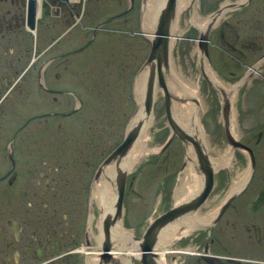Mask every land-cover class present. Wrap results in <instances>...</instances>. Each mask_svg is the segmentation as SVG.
I'll use <instances>...</instances> for the list:
<instances>
[{
	"label": "flooded vegetation",
	"instance_id": "obj_1",
	"mask_svg": "<svg viewBox=\"0 0 264 264\" xmlns=\"http://www.w3.org/2000/svg\"><path fill=\"white\" fill-rule=\"evenodd\" d=\"M153 3L0 0V264H87L97 250V232L76 205L73 182L54 161L56 151L61 155L55 159L69 156L54 136L65 127L72 133L75 113L85 103L87 77L77 67L92 36L98 31L138 36L150 49L143 32L151 26ZM232 5L214 28H204L209 29L203 40L206 61L217 79L242 84L237 96L248 80L260 83L257 92L264 94V0H232ZM244 102L239 108L250 115ZM262 118L263 130L264 113ZM261 138L264 131L255 141ZM242 145L253 159L248 183L232 195L227 188L209 223L187 234V242L178 239L176 253L162 256L164 264H264L263 157ZM251 157L245 155L248 168ZM97 258L106 264L103 252Z\"/></svg>",
	"mask_w": 264,
	"mask_h": 264
},
{
	"label": "rangeland",
	"instance_id": "obj_2",
	"mask_svg": "<svg viewBox=\"0 0 264 264\" xmlns=\"http://www.w3.org/2000/svg\"><path fill=\"white\" fill-rule=\"evenodd\" d=\"M159 1L157 8L150 13L151 26L143 33L144 37L149 40L150 34L151 37L156 31L160 34V31H164L165 25L168 24L169 31L166 36L168 70L172 66L175 74L177 73L185 80L196 82L198 85L195 94L180 92V88L177 87L179 85L177 79H173L168 74L164 78L167 90L174 99L171 106L173 119L182 130L184 128L175 119V107L194 106L188 123H193V117L198 119L202 138L197 132V134H193V139L198 141L197 143H202V149L208 157L210 167L214 170L213 189L208 200L205 199L199 206L190 205L196 206V212L203 206L200 215L204 216L217 206L223 195L228 194L227 188H229V193L233 194L249 181V165L244 164L247 152L244 149L232 148L225 139L221 112L222 100L225 99L230 106L228 129L231 136L239 143L248 146L255 156H262L261 165H263L264 141L262 138L260 140L262 142L255 140L258 132L264 131L258 124L263 119L264 94L257 92L260 83L255 86L254 81L248 80L243 86L242 99L237 96L242 84H233L227 78L224 81L218 78L221 80L219 81L208 66L205 57L206 51L201 49L199 45L203 40L200 35L198 38V33L201 32V36H203L204 32L209 31V29L206 30L207 26L211 28L213 27L211 25L217 23L218 20L224 19L233 7V5L230 6L232 0H193L194 5L191 8H189L191 0H173L169 10H167V0ZM153 2L156 3L155 0ZM161 3L162 5H160ZM167 13L170 14L172 21L168 18L170 16H167ZM161 18L167 19V21L163 22L164 20ZM203 20H207V23ZM197 21L202 23L195 25ZM153 22L154 26H152ZM204 28H206L205 31ZM92 37H94L92 43L85 50V61H79L80 67H77V71L87 77L88 92L84 96L83 108H79L75 113L74 121L71 124L74 126L71 131L72 139L69 141L71 134L67 133L66 127L54 136L59 141L62 139V142L65 143L64 152H68L69 156H59V159L58 157L55 159V156L61 155V151L58 153L56 151L54 161L58 163L59 168L61 167L59 173L67 177L68 180H72L75 188L76 205H82L86 212V220L88 217L87 224L93 233L97 232L94 238L99 239L98 248L90 252L93 263L98 264V254L104 249V243L99 236L101 230L98 223L102 224L106 214H112L105 213L103 205L98 204L95 191L97 184L101 182L105 172L115 164V161L101 167L100 171L97 169L105 157L107 158L118 147L124 135L126 134L128 137L132 126L141 122L144 129L145 123H149L144 135L143 157L120 178L124 185L122 210L114 226L120 223L121 227L131 235L129 238L131 241H137L149 222L154 220L157 215L165 213L172 206L181 204L185 206L193 202L194 196L202 191L200 187L202 188L204 175L199 170L196 157L191 153L192 147L187 144L183 150L182 144L177 138H173L164 150L160 151L169 136L160 89L158 87L154 89L153 104L149 116L143 115L142 104L138 105L136 101L138 76L144 72L147 75V67H143V63L147 58L149 49L143 45V41L138 36L137 38H129L123 37L120 33L111 34L99 31ZM203 48H205V44ZM84 59L82 58V60ZM202 74L205 75L207 81ZM253 97H256L257 101H252ZM238 100H240L239 104H237ZM244 100L248 101L245 107H247L250 115L243 113L242 104L245 105ZM236 107L243 109L237 108L236 113ZM195 112L197 116L194 115ZM136 116L137 118H135ZM132 122L134 125H131ZM184 131L188 134L186 130ZM140 135L141 131L139 130L135 140L139 139ZM221 156L227 159V164L216 169L213 160ZM127 158L129 156L126 155L123 161ZM186 170H190V174L187 172L189 175L193 171V177H197L194 180L195 185H197L195 188L187 189L192 191L189 197L176 203L175 190L184 185L183 180L185 179L183 178L185 177L184 174L186 175ZM242 171L244 172L243 182L238 186L239 188H232L235 174L237 172L243 173ZM120 180L117 181V186L112 187L116 190V194H118V182ZM62 183L61 180V186L64 185ZM188 192L186 191L185 194ZM228 201L224 206L228 205ZM91 203L95 204L90 210L88 207ZM223 207L220 209L221 211H223ZM193 212H185L183 216H189ZM183 222L186 224L182 228L183 231H190L191 228L187 226V223L196 226L200 220L185 218ZM113 227H110V233ZM202 227L194 228V230ZM187 236L181 230L173 236L172 241L176 242L179 238L185 239L184 242H187ZM136 260L138 259L136 258ZM106 261V264H124L118 258L107 259ZM134 262L135 260L131 258V264ZM149 264H152V261Z\"/></svg>",
	"mask_w": 264,
	"mask_h": 264
},
{
	"label": "bare ground",
	"instance_id": "obj_3",
	"mask_svg": "<svg viewBox=\"0 0 264 264\" xmlns=\"http://www.w3.org/2000/svg\"><path fill=\"white\" fill-rule=\"evenodd\" d=\"M155 2L157 4L156 3H153V4H154V8L156 9L158 6V3L160 1L155 0ZM160 5H162V3ZM156 13L158 14V11ZM156 15L154 16V18L156 17ZM167 16H170V14L167 13ZM168 18L171 19V16ZM161 20H164L163 22L167 21V19H163V18H161ZM161 20H160V22H161ZM168 21H170V20H168ZM171 21H172V19H171ZM203 22L207 23V20L206 21L203 20ZM197 23L201 24L202 22L197 21L195 25H197ZM169 70H170V72H169ZM169 70H168L167 74L169 76H172L173 79L178 80L179 85H177V87L180 88V92H189L191 94H195V92L197 91V88H198V85L196 82L185 80L182 78V76H179L177 73L175 74V72H173L172 66L169 67ZM146 76H147L146 72H144V73H141L137 79V91H136V97L135 98H136L138 105L142 104L141 98L143 96V90H144L143 87H144V82H145ZM164 77H165V75H164ZM193 108H194L193 105L175 107V119L180 124V126H182L184 128V130H186L188 132V134L190 136L193 137L194 136L193 134H197V132H198L202 138L198 119L193 117V119H194L193 123L192 124L188 123ZM197 113H198V111H197ZM197 113L195 112L194 115L197 116ZM143 115H145V114L143 113ZM135 118H137V116ZM231 118H232V116H231ZM230 123H231V119H230ZM148 124L149 123H145L146 126L144 127V129L142 128V125H141L139 130L141 131L142 136L140 135L139 139H137V140H135L136 136L132 139V143H131L130 148H128L125 151V153L123 152V155L121 156V159L119 160L120 162L117 164V166L115 167V165H116V162H115V164L111 168L107 169V171L105 172L104 178H103L104 180L102 179L101 182L97 184L96 191H95L97 194V200H98L97 202L99 205H103V209H104L105 213H109V214L114 213V203L116 201L117 194H116V190H114V188H112V187H115V185L117 186L116 183L118 180H120L121 176L123 174L127 173V171H130L132 169V167L134 165H136L137 162H139L141 157H143V155H144V150H143V145L145 144L144 143V139H145L144 135H145ZM131 125H134L133 122ZM133 142H134V144H133ZM198 144H199L202 152L204 153V151L202 149V147H203L202 143L200 142ZM189 147H191V146L189 145ZM191 153L194 154L193 151ZM126 155L129 156V158H127L126 160L123 161V158ZM226 162H227V159L224 156L218 157V158L213 160V164L215 165L214 167L216 169L226 165L227 164ZM211 170H212V168H211ZM117 172L122 173V174H120L121 176L119 177V179L118 178L115 179V174ZM187 172H189V174H190V170L185 171L186 175L184 174L185 177L183 178V179H185V180H183L184 185L177 187V189L175 190L174 197H175L176 203L182 202V201H184V199L189 197V194L192 191H190V189L189 190H187V189L192 188V187L195 188L197 185V184L195 185V182H194V180L197 177H193V171L191 172L192 173L191 175H189ZM203 178H204V176H203ZM243 178H244V172L243 173L237 172L233 178V184H232L233 187L232 188L240 186L241 183L243 182ZM203 183H204V180H203ZM212 186H213V180H212ZM200 189H202V188L200 187ZM186 191H189V192L187 194H185ZM199 193L200 192H198L194 196L193 202H191L190 204L185 205V206H190L192 204H196L195 199L198 197ZM115 194H116V196H115ZM181 205L183 206V204H181ZM187 212H190V211H187ZM195 212L189 214V216H183L185 213L184 212L182 214L183 217L180 218L177 222L171 224L170 226L166 227L165 229H162V231L160 230L161 233L160 232L158 233L157 239L158 238L159 239H158L156 245L154 244L155 246L154 245L152 246L151 251L145 252L147 254H151L148 256L153 258V259H149L147 261L146 258H148V256L147 257L144 256L145 258L141 257L142 250L139 247L138 241L132 240L133 241V243H132V241L129 239L131 235L129 234V232H127L126 230H124V228L121 227L120 223H117L113 228H111V233L109 230V234H108L109 239L108 240L110 242V250L104 251V249H103L102 252L105 254L106 260L107 259L113 260L114 258H118L124 264H131V258H133V259L137 258L138 260L144 262L145 264H149V262H151V260H154V259H155V261H152V264H164V262L162 261V256L165 253H167L168 251L176 253L175 249H177V248L173 247L175 245H172L173 242H175V241H172L173 236L178 231L181 232V230H182V232H184V234H189L192 229L197 228V227H201V226H205L207 224L208 220L214 215L215 209H213L210 213H208L204 216L203 215L197 216L195 214ZM197 214H198V212H197ZM185 218L186 219L196 218V219L200 220V222L196 226L191 225V223H187V226L189 228H191V230L190 231H187V230L183 231L182 228H183V226L186 225L183 222L185 220ZM98 226L101 230L100 235H99L100 240L104 243V239H103L104 226L101 223H98ZM170 249H172V250H170ZM152 251H153V253H151ZM178 251L180 252L181 249L178 248ZM107 252H109V254L111 256L108 257ZM153 255H157L158 257H155ZM122 256H124V257H122ZM95 260H96V257L94 258V262H95ZM87 264H94L93 263V257H91V255L88 256Z\"/></svg>",
	"mask_w": 264,
	"mask_h": 264
},
{
	"label": "water",
	"instance_id": "obj_4",
	"mask_svg": "<svg viewBox=\"0 0 264 264\" xmlns=\"http://www.w3.org/2000/svg\"><path fill=\"white\" fill-rule=\"evenodd\" d=\"M172 4H173V0H167V4H166L168 7V8L166 7L167 10H169ZM168 31H169L168 24H166L164 31H160V34L158 33V31H156L153 37H151V34L149 37L151 48L148 52L145 62L143 63V67H147V76H146L145 84H144V92H143V98H142V111L144 112L146 116L150 115L152 104H153L154 89L158 87L161 91L166 124L169 129V136L166 139L160 151L164 150V148L171 142L173 138H177L180 141V143L182 144L183 150H185V146L187 144H189L192 147L194 156L196 157V160H197V165H199V170L204 175V183L201 189L202 191L200 190L201 192L199 193L198 197L195 199L196 205L199 206L206 199L208 193L211 190L213 170L211 171V167L208 162V157L205 153L202 152L197 141L194 140L193 137L187 134L184 130L179 128L176 125L173 119V116H172L171 106H172V100L174 99L168 92L167 87H166V80L164 79L165 78L164 75L167 76V70H168V44H167V38H166ZM200 37L202 40H205L204 34L203 36H200ZM201 43H199V45L201 46V49L204 50L203 47L205 43L204 42H201ZM202 76L205 79V75L202 74ZM222 101H223V105H222L221 112H222V118H223V130H224L225 139L227 143L230 146H232V148L244 149L248 153V155H250L251 157V152L247 148H245L243 145L238 143L231 136L229 129H228L229 105L225 99H223ZM141 125H142L141 122H138L135 126L131 127V130L128 133V137L125 135L123 142L101 163L100 168L105 167L111 161H115L116 165L118 164L119 160L121 159V156L123 155V152L125 153V151L128 148H130L132 139L137 135ZM252 160L253 159L251 157L250 158L251 167H252ZM120 174L122 173L120 172L116 173V176L118 179L121 176ZM118 185H119L118 186L119 189H118V194H117L116 201L114 204V213L112 215L106 214L102 221V224L104 225V233H103L104 251L110 250V242L108 240L109 239L108 238L109 229L110 227L114 226V224L116 223V221L118 220L121 214V203H122V195H123L122 193H123V187H124V185L122 184V180L118 182ZM195 207L196 206L193 207V206H182V205H178L176 207L172 206L168 211L157 216L154 220H152L149 223L143 235L141 236V238L137 239L139 247L142 250L141 257L145 258L144 256L147 257L148 255H151L145 252L151 251L152 246L157 241L158 233L160 232V230L165 229L167 226L177 222L180 218H182V214L184 212L195 211L196 209ZM107 256L108 257L111 256L109 252H107Z\"/></svg>",
	"mask_w": 264,
	"mask_h": 264
}]
</instances>
